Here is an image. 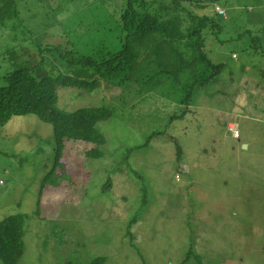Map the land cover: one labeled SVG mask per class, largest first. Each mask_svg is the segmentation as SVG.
Wrapping results in <instances>:
<instances>
[{
	"label": "rangeland",
	"instance_id": "rangeland-1",
	"mask_svg": "<svg viewBox=\"0 0 264 264\" xmlns=\"http://www.w3.org/2000/svg\"><path fill=\"white\" fill-rule=\"evenodd\" d=\"M145 1L166 17L183 5L215 17L204 31L207 52L227 67L173 121L184 106L167 80L154 88L131 80L102 81L94 91L61 87V109L105 105L115 113L98 124L107 138L103 157L70 143L41 201L54 167L53 125L35 114L0 124V222L25 218L18 264H91L97 257H106L102 264H264V0ZM17 4L18 17L0 23V85L27 49L97 56L123 48L125 0ZM178 14L187 30L191 17ZM47 55L52 72L74 73L60 52Z\"/></svg>",
	"mask_w": 264,
	"mask_h": 264
},
{
	"label": "trees",
	"instance_id": "trees-1",
	"mask_svg": "<svg viewBox=\"0 0 264 264\" xmlns=\"http://www.w3.org/2000/svg\"><path fill=\"white\" fill-rule=\"evenodd\" d=\"M174 2L183 5L182 0ZM178 11H187L191 17L192 25L187 30L183 28V18ZM178 11L166 17L150 10L145 0H125L121 14L123 48L120 51L106 50L97 56H87L59 46H39L37 52L31 53L30 49L23 52L26 59L3 76L5 83L0 85L1 125L14 116L27 114H35L53 125L54 167L42 183L40 201L48 193L49 184L55 181V172L65 167L70 143L81 144L87 157H103L101 147L107 138L98 124L109 120L115 113L114 107L105 105L82 107L75 111L61 109L58 106L61 87L94 91L102 86V81L117 83L131 80L153 84L151 88H154L167 80L181 90L184 106L181 114L172 116L173 121L190 111L197 89L218 82L227 66L211 59L204 36L205 29L216 26V18L195 14L184 5ZM18 15L17 0H0V23ZM52 51L60 52L61 58L75 69L74 73L52 72L47 67V54ZM177 150L178 158L182 160L180 144H177ZM111 183L110 179L105 188ZM24 223L23 215H10L0 222V259L4 264H18L21 258L25 246ZM105 261L106 257H97L91 264Z\"/></svg>",
	"mask_w": 264,
	"mask_h": 264
},
{
	"label": "built area",
	"instance_id": "built-area-1",
	"mask_svg": "<svg viewBox=\"0 0 264 264\" xmlns=\"http://www.w3.org/2000/svg\"><path fill=\"white\" fill-rule=\"evenodd\" d=\"M217 9H218V12L219 13H225V11L220 6H217ZM230 128H231V130L234 131L235 135H238L239 134V131L236 129L235 125L230 124Z\"/></svg>",
	"mask_w": 264,
	"mask_h": 264
},
{
	"label": "crops",
	"instance_id": "crops-1",
	"mask_svg": "<svg viewBox=\"0 0 264 264\" xmlns=\"http://www.w3.org/2000/svg\"><path fill=\"white\" fill-rule=\"evenodd\" d=\"M221 7V6H220ZM221 8H223V7H221ZM235 56V55H234ZM233 124V123H232Z\"/></svg>",
	"mask_w": 264,
	"mask_h": 264
},
{
	"label": "bare ground",
	"instance_id": "bare-ground-1",
	"mask_svg": "<svg viewBox=\"0 0 264 264\" xmlns=\"http://www.w3.org/2000/svg\"><path fill=\"white\" fill-rule=\"evenodd\" d=\"M234 125V124H233Z\"/></svg>",
	"mask_w": 264,
	"mask_h": 264
}]
</instances>
